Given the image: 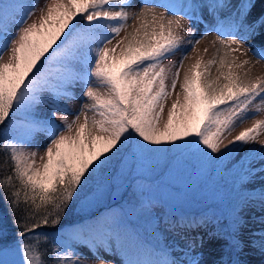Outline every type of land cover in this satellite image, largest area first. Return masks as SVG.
<instances>
[{
    "label": "snow or ice",
    "instance_id": "snow-or-ice-1",
    "mask_svg": "<svg viewBox=\"0 0 264 264\" xmlns=\"http://www.w3.org/2000/svg\"><path fill=\"white\" fill-rule=\"evenodd\" d=\"M37 3L0 0V125L14 108L30 110L46 104L51 109V116L24 125L13 121L11 133L0 146L5 153L0 160L4 170L0 200L13 215L18 210L23 213L22 218L14 219L21 237V259L14 264H48L43 258L47 249L41 251L39 245L50 239L55 264H112L99 251L111 253L113 238L116 250L125 257L124 264H199L190 257L192 245L180 249L174 258L163 250L164 259L141 258L139 253L134 258L130 234L116 212L76 227L66 237L37 230L56 229L86 178L121 150L141 162L157 154L160 146L214 160L231 155L238 146L255 143L264 130V120H254L221 151L225 134L248 119L250 106L258 98L256 111L264 105V77H253L251 69L245 70L250 62L237 55L245 54L241 50L248 39L264 34V12L251 16L254 0H242L227 23L219 21L197 38L195 29L185 26L179 17L202 19L197 13L205 5L141 0L137 10L129 11L132 0H44L39 16L32 19ZM116 5L119 10H113ZM225 6L206 5L210 12ZM212 30L219 33L211 42L215 54L204 60L196 45ZM186 47L196 56L180 81L188 52L182 51L178 67L175 62L166 66L164 61ZM251 50L264 60V49ZM170 72L171 91L167 83ZM178 83L180 91L176 92ZM78 84L91 103L72 114L60 99H75L73 89ZM44 93H50L51 100ZM173 93L175 99L164 119L166 101ZM58 112L65 113L61 124L55 120ZM69 114L74 118L69 120ZM37 131L48 136L42 154L38 147L28 150L34 143L30 137ZM249 151L254 155L247 162L245 176L256 173L253 160H264V141L259 151ZM259 171L264 173V167ZM253 237L251 242L264 250V228ZM81 246L92 254V260L78 250ZM229 246L238 252L243 242L237 236Z\"/></svg>",
    "mask_w": 264,
    "mask_h": 264
},
{
    "label": "rangeland",
    "instance_id": "rangeland-1",
    "mask_svg": "<svg viewBox=\"0 0 264 264\" xmlns=\"http://www.w3.org/2000/svg\"><path fill=\"white\" fill-rule=\"evenodd\" d=\"M3 2H12V0H3ZM14 2L27 4L31 0H14ZM175 2L186 5L194 3V0H175ZM241 2H237V0H204L205 7L199 9L197 13L202 19L195 20L199 23L187 16H180L179 18L182 19L185 26L193 27L196 37L200 38L206 30L214 29L219 21L227 23L235 15ZM140 3L141 0H132L133 6L129 11L137 10ZM210 3H219L226 6L210 12L206 7ZM254 3L255 7L252 9L251 16L264 12V0H254ZM43 4L44 0H38L37 10L32 19L39 16V8ZM113 10H119V5L114 6ZM132 23L133 21L130 19L129 24ZM128 30L130 31L131 28ZM123 35L122 32L121 36ZM217 35L219 33L214 30L208 31V34L196 45L204 60L212 58L215 54L211 42L216 39ZM205 48L208 49L207 53L203 51ZM252 48L264 49V34L247 40L241 50L245 54H237L241 60L250 62L245 70L251 69L253 77H264V60L256 56L251 50ZM182 51L188 52L189 59L184 60V68L180 70V81L183 80L184 71L194 62L196 53H193L190 47H186L164 61L166 66L175 62L178 67ZM5 59H7L6 53ZM174 71L175 68L172 69V72ZM172 72L169 73L167 81L170 91L171 79L173 78ZM212 73L215 75V66L212 68ZM96 86L93 83V87ZM73 91L76 98H61L60 104L66 105L71 109V113L75 114L84 103H91V101L83 96L84 88L82 85L78 84ZM99 91L103 93L105 89L99 88ZM179 91L178 83L176 92ZM43 95L46 99L51 100L50 93H44ZM174 99L175 93L167 99L164 119H166L167 110ZM256 104H259V98L253 106H250L247 113L248 119H245L243 123H237L230 133L225 134L221 146L222 152L226 151L224 145H228V142L233 140L241 131L251 127L254 120H264V105H261L260 111L257 112L255 109ZM72 114L68 115L69 120L74 118ZM88 114L90 117L93 115L92 112ZM12 115L16 118L7 125L5 129L6 137L12 131L10 125L13 121L17 125H22L27 119L33 120L51 116V109L46 104H39L30 110L20 109L17 111L14 108L10 116ZM63 115H65L64 112L57 113L55 117L57 124H61L60 117ZM81 119L83 120V117ZM30 139H33L34 143L28 146V150L33 151L38 147L42 154L44 145L48 142L47 134L37 131L33 133ZM262 141H264V130L260 132L255 143L238 146L237 150L232 152L231 155L214 160H204L190 152L179 153L170 150V146H160L157 154L141 162L134 158L131 153L121 150L120 153L111 157L104 168L86 178L65 213L72 210V215L78 218L90 213L101 204H111L113 205L112 208H123L124 205H118L116 201H120L124 194L130 193L132 203L136 204L134 206L130 205L132 207L128 213L137 221L155 226V229L166 240L170 241L168 243L171 244L175 257L180 255V249H186L183 241L187 239L182 240L181 238L199 235L207 243L203 247L196 248L198 252H190V257H194L199 264H215V262L217 264L219 262L232 264L235 260H239L240 264H264V250H261L258 243L251 242L254 239L253 233L258 236L259 230L264 228V224L261 223V221H264V203H262L264 173L259 171L261 167H264V160L259 158L253 160L251 167L257 170L256 173L250 176L244 175L247 162L252 160L254 155L249 150L256 149L259 151ZM213 155L219 156L220 154ZM185 205L190 211L201 212L223 220L213 221L209 218L191 219L184 217L186 214ZM130 212L135 213V215ZM179 223L191 224V227H186L187 231L183 234L181 227H175ZM241 229L242 234L240 232L238 236L243 242V248L237 252L229 246V240L232 241L234 237H237V232ZM127 231L132 233L129 230ZM222 240H225L224 245H221ZM109 243L116 257L125 258L121 252L116 250L117 242L114 238ZM0 246V264L2 262L14 264V262L20 261L21 253L18 247H8L2 244ZM78 250L87 256L89 260L93 259L87 248L86 251L81 246ZM145 258L149 259V256ZM121 263L124 264L123 261Z\"/></svg>",
    "mask_w": 264,
    "mask_h": 264
},
{
    "label": "trees",
    "instance_id": "trees-1",
    "mask_svg": "<svg viewBox=\"0 0 264 264\" xmlns=\"http://www.w3.org/2000/svg\"><path fill=\"white\" fill-rule=\"evenodd\" d=\"M11 119L12 117L9 116V118L5 121V123L0 126V146H2V143L6 138L5 128L7 127ZM4 155L5 153L0 151V160L3 159ZM3 172L4 170L0 169V175H2ZM131 196L132 195L130 193L128 194L126 193L124 194V196L121 198L120 201H116V202L118 203V205H122L123 203H125V209L130 211L131 207L136 204V203H132ZM112 206L113 205L111 204L98 205L96 209L92 210L90 213L85 214L84 216L78 218L75 215H72V210H71L68 213H65L61 221V224L58 225L56 229L42 228V229H38L37 231L46 232L52 237H66V234L70 233L76 227L83 226L85 224H94L97 221L104 219L105 215L109 213V211H111L108 209H112ZM67 215H71V216H67ZM22 216L23 213L20 212L19 210L16 212L15 215H13L9 211L8 205L5 204L2 200H0V244H2L3 246L6 245L8 247L11 246L18 247L21 241V237L18 235L20 229L14 223V219L22 218ZM53 243L54 241L50 239L47 242L41 241L39 245V249L41 251L47 249V253L43 258L48 262V264H55V260L52 255Z\"/></svg>",
    "mask_w": 264,
    "mask_h": 264
}]
</instances>
